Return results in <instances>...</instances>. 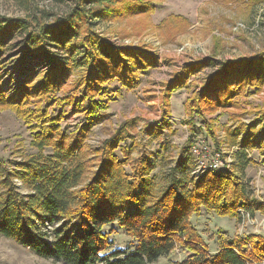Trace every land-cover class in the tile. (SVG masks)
Returning a JSON list of instances; mask_svg holds the SVG:
<instances>
[{"label":"trees","instance_id":"16d2710c","mask_svg":"<svg viewBox=\"0 0 264 264\" xmlns=\"http://www.w3.org/2000/svg\"><path fill=\"white\" fill-rule=\"evenodd\" d=\"M73 1L74 6L61 17L42 11L39 16L14 20L15 31L24 34L25 49L10 70L5 67L13 59L0 63V110L11 109L24 122L34 150L19 161H0V237L63 264H156L160 258L170 264H264V236L229 238L218 230L216 251L210 254L191 223L202 211L236 220L242 212H250L248 188L235 171L250 162L249 151L264 157V111L259 120L242 127L250 126L244 136L239 130L230 135L232 146L238 149L228 171H207L198 178L191 175L182 187L173 180L157 195L152 176L155 167L149 156L132 157L137 147L129 133L133 121L125 122L96 148L86 143L99 120L91 119L107 109L105 86L116 81L132 89L138 70L153 64V59L141 58L137 50L109 44L96 33L95 25L127 12L145 14L152 1ZM222 2L249 8L264 5V0ZM48 60L53 66L47 65ZM41 68L45 72L35 79V70ZM223 68V76L219 73L211 78L217 81L214 97L202 87L187 102L201 106L192 109L200 119L204 111L227 108L236 89L264 84V51L223 63ZM75 69L81 70V77L71 85L69 95L56 99L67 84L63 77ZM189 72L185 69L171 79L166 91L181 88ZM65 102L89 123L71 133L63 130V115H52L51 109ZM190 124L188 148L196 136L195 125ZM15 181L27 192L18 191ZM48 227L55 232L51 244L42 233ZM116 230L130 239L127 247L114 246L111 236ZM178 251L183 259L171 260Z\"/></svg>","mask_w":264,"mask_h":264},{"label":"rangeland","instance_id":"374dc122","mask_svg":"<svg viewBox=\"0 0 264 264\" xmlns=\"http://www.w3.org/2000/svg\"><path fill=\"white\" fill-rule=\"evenodd\" d=\"M148 1H152V6L145 14L127 12L95 25L96 33L109 44L137 50L141 58L153 59V64L138 70L132 89H126L116 81L105 86L107 109L91 119L99 120L92 126L86 143L96 148L125 122L133 121L129 133L137 147L132 157L140 153L149 156L155 167L152 173L155 192L160 195L173 180L182 187L191 176L194 158L186 145L193 129L190 123L195 125L199 139L225 155L230 154L233 160L229 149L235 143L230 135L240 131L244 136L250 126L246 130L242 127L260 119L264 111V84L260 88L236 89V96L227 108L211 113L204 111L201 119L192 114L193 108L201 106L195 101L188 105L187 102L192 93L202 87L214 97L217 81L212 82L211 78L219 73L225 74L223 63L248 59L264 51V5L249 8V5L222 0ZM73 6V0H0V18L6 20L0 19V23H8L0 24V63L13 59L5 69L10 70L19 53L25 49L24 34L15 31L14 20L39 16L42 11L61 17ZM52 51L54 53L55 50ZM47 63L53 66L49 60ZM185 69L190 70L188 80L183 81L181 88L167 92L166 85L176 75L183 74ZM44 72V68L36 69L33 77L38 79V73ZM68 73L63 77L67 78L66 86L56 93L58 100L69 95L71 85L82 75L79 69ZM72 109L73 106L66 102L51 109L52 115H63L61 127L69 133L89 123L84 115L74 114ZM30 142L31 136L24 122L11 109L0 110V161L9 164L34 153ZM249 159L245 168L236 170L235 174L248 188L250 212H242L238 220L217 217L205 211L191 218L210 254L216 251L214 234L218 230L229 238L264 236V210H259L264 209V157L249 151ZM236 161L242 163L241 160ZM14 184L18 191L27 192L19 181ZM112 227L116 229L115 225ZM42 233L47 243L54 241L53 227L42 228ZM111 239L116 248L130 244V239L121 230H116ZM183 257L178 251L171 260L181 261ZM0 264L63 263L41 257L13 240L0 237ZM156 264L170 263L160 258Z\"/></svg>","mask_w":264,"mask_h":264},{"label":"built area","instance_id":"2783aa9c","mask_svg":"<svg viewBox=\"0 0 264 264\" xmlns=\"http://www.w3.org/2000/svg\"><path fill=\"white\" fill-rule=\"evenodd\" d=\"M203 139H199L198 136L194 138L191 146L189 147L190 153L193 160V171L192 176L196 178L200 177L207 171L219 172L228 171L231 168V155H225V153L220 150H215ZM238 148L231 147L229 149L230 153H234Z\"/></svg>","mask_w":264,"mask_h":264}]
</instances>
